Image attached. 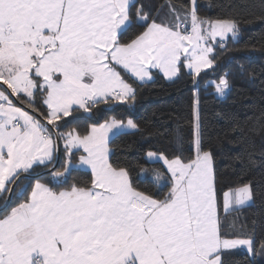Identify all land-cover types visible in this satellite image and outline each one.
<instances>
[{"label": "snow or ice", "instance_id": "6c2138e0", "mask_svg": "<svg viewBox=\"0 0 264 264\" xmlns=\"http://www.w3.org/2000/svg\"><path fill=\"white\" fill-rule=\"evenodd\" d=\"M252 7L228 5L211 18L198 0H0V264L264 257L256 222L239 215L254 202L253 181L219 171L199 99L216 48L236 41L241 24L264 22V0L259 15ZM154 70L170 81L191 78L190 145L178 124L174 151L149 150L135 164L114 159L113 138L140 127L107 114L134 102L135 85L152 81ZM207 86L224 96L231 84L225 74ZM81 121H91L83 132ZM231 131L241 133L233 164L254 166L241 124Z\"/></svg>", "mask_w": 264, "mask_h": 264}, {"label": "trees", "instance_id": "16d2710c", "mask_svg": "<svg viewBox=\"0 0 264 264\" xmlns=\"http://www.w3.org/2000/svg\"><path fill=\"white\" fill-rule=\"evenodd\" d=\"M158 6L164 0H146ZM185 3L188 0H184ZM261 0H198L201 16L216 18L226 15L228 5L254 6L250 10L260 14ZM240 36L236 41L229 39L226 49L216 48V60L213 68L204 69L200 79L199 99L201 116L204 121L205 146L216 154L217 167L221 174L234 182L241 176L244 180H252L255 198L250 206L244 208L239 215L251 225L256 222V241L259 251L264 241V22L255 20L250 24H241ZM241 65L243 67H241ZM231 87L224 96L215 92L210 85L225 76ZM135 101L123 105H115V111L107 115H115L121 119L131 118L140 127L139 132L129 131L114 137L111 142L113 158H138L149 151L170 153L176 148L177 125L182 128L184 147L190 145L191 130L187 120L191 118L193 85L191 78L182 75L173 81L164 79L155 73L153 80L138 83ZM220 114L219 116L217 114ZM103 117H101V122ZM239 122L243 128L247 151L255 153L256 164L241 168L239 163L233 164L231 157L241 148L232 143L241 133L231 131L233 123ZM83 132L87 123L81 121ZM75 122L66 125L62 131H68ZM170 133L166 136L165 133ZM62 150V148H61ZM155 167L158 165H146ZM74 176L82 178L79 172ZM235 259L247 261L246 253H237ZM254 264H264V257L258 256Z\"/></svg>", "mask_w": 264, "mask_h": 264}, {"label": "crops", "instance_id": "0c3cea01", "mask_svg": "<svg viewBox=\"0 0 264 264\" xmlns=\"http://www.w3.org/2000/svg\"><path fill=\"white\" fill-rule=\"evenodd\" d=\"M155 70H154V74H155ZM157 74H160L162 77H163V74L162 73H157ZM164 78V77H163ZM166 80H168L167 78H164ZM139 83V82H138ZM123 159H127L128 161L132 162L133 164H135V162L137 161L138 157L133 155V156H129V157H126V158H123Z\"/></svg>", "mask_w": 264, "mask_h": 264}, {"label": "rangeland", "instance_id": "374dc122", "mask_svg": "<svg viewBox=\"0 0 264 264\" xmlns=\"http://www.w3.org/2000/svg\"><path fill=\"white\" fill-rule=\"evenodd\" d=\"M127 119H129V118H127ZM127 119H125V120H127Z\"/></svg>", "mask_w": 264, "mask_h": 264}]
</instances>
